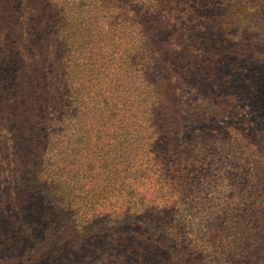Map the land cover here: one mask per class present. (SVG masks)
Listing matches in <instances>:
<instances>
[{
	"label": "trees",
	"instance_id": "obj_1",
	"mask_svg": "<svg viewBox=\"0 0 264 264\" xmlns=\"http://www.w3.org/2000/svg\"><path fill=\"white\" fill-rule=\"evenodd\" d=\"M188 1L132 18L124 0H0V264H211L173 254L132 93L160 42L166 74L208 71L222 21Z\"/></svg>",
	"mask_w": 264,
	"mask_h": 264
},
{
	"label": "rangeland",
	"instance_id": "obj_2",
	"mask_svg": "<svg viewBox=\"0 0 264 264\" xmlns=\"http://www.w3.org/2000/svg\"><path fill=\"white\" fill-rule=\"evenodd\" d=\"M124 1L114 14H164L151 13L157 0ZM188 2L222 22L208 29V71L166 74L163 55L175 43L160 42L154 76L133 87L147 163L157 151L145 193H171L155 203L180 234L173 254L264 264V0Z\"/></svg>",
	"mask_w": 264,
	"mask_h": 264
}]
</instances>
